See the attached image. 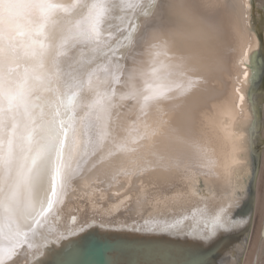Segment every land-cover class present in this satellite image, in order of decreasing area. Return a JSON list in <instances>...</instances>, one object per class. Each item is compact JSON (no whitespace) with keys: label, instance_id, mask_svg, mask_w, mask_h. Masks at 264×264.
I'll return each instance as SVG.
<instances>
[{"label":"bare ground","instance_id":"obj_1","mask_svg":"<svg viewBox=\"0 0 264 264\" xmlns=\"http://www.w3.org/2000/svg\"><path fill=\"white\" fill-rule=\"evenodd\" d=\"M18 2L0 0V35L17 27ZM108 2L117 7L102 42H70L57 78L37 82L45 120L62 90L78 93V135L66 142L60 183L50 169L41 177L40 196L50 182L58 195L38 222L0 202V264H48L63 240L92 227L192 243L233 204L239 240L218 264H264L262 172L254 191L264 59L252 0ZM118 257L112 263L124 264Z\"/></svg>","mask_w":264,"mask_h":264},{"label":"snow or ice","instance_id":"obj_2","mask_svg":"<svg viewBox=\"0 0 264 264\" xmlns=\"http://www.w3.org/2000/svg\"><path fill=\"white\" fill-rule=\"evenodd\" d=\"M154 6L155 3L153 11ZM11 7L19 10L17 27L10 35H0V112L8 114L7 121L0 120V202L6 203L21 220L38 222L52 209L51 197L58 195L50 182L48 194L40 196L41 177L50 169L52 181L59 184L62 158L66 151L70 152L69 146L66 149L70 133L76 143L74 117L64 119L63 114L78 93L67 103L60 101L55 105L51 119L45 120L43 107L35 96L37 82L46 86L57 78L54 70L58 57L65 55L70 42H102L109 23L108 12L117 5L108 0H19ZM225 7L215 5L217 9ZM22 64L27 67L21 75ZM101 98L97 94L86 107L94 109ZM175 140L179 141V136ZM68 179L65 173V183ZM231 207L235 205L222 207L207 234L198 238L207 243L222 232L234 230L236 221L228 215ZM20 236L26 239L27 233L21 231Z\"/></svg>","mask_w":264,"mask_h":264},{"label":"water","instance_id":"obj_3","mask_svg":"<svg viewBox=\"0 0 264 264\" xmlns=\"http://www.w3.org/2000/svg\"><path fill=\"white\" fill-rule=\"evenodd\" d=\"M256 89H259V82L254 85V90ZM71 97V93L62 90L52 104L60 101L67 103ZM51 110L53 114L54 109ZM77 110L72 105L63 114L64 119L69 115L74 117V128L80 120ZM248 211L249 207L242 213L246 214ZM237 233V229L222 232L205 245L200 239L192 240V243L191 240L181 238L151 239L136 233H124L122 230H100L92 227L75 237L63 240L48 264H113L112 258H119V255L123 256L124 264H218L217 260L226 255V251L232 249V244L239 240Z\"/></svg>","mask_w":264,"mask_h":264},{"label":"rangeland","instance_id":"obj_4","mask_svg":"<svg viewBox=\"0 0 264 264\" xmlns=\"http://www.w3.org/2000/svg\"><path fill=\"white\" fill-rule=\"evenodd\" d=\"M253 15H254V24L257 29V32L260 36V43L262 46V57L264 59V0H252ZM261 57V59H262ZM263 73L261 74V80L259 84V89L257 92L261 94V103H260V118L264 122V61H262ZM260 142H259V156H258V168L256 173V179L254 181V191L257 189V176H260L261 172L264 174V126L261 128L260 133ZM256 204V200H255ZM248 215V214H247ZM245 215V216H247ZM250 233V232H249ZM244 261V258L243 260ZM243 264V263H242Z\"/></svg>","mask_w":264,"mask_h":264},{"label":"clouds","instance_id":"obj_5","mask_svg":"<svg viewBox=\"0 0 264 264\" xmlns=\"http://www.w3.org/2000/svg\"><path fill=\"white\" fill-rule=\"evenodd\" d=\"M3 7H4L5 9H7V8L10 7V5L5 4ZM7 19H8L7 14H5V21H6V22H7Z\"/></svg>","mask_w":264,"mask_h":264}]
</instances>
